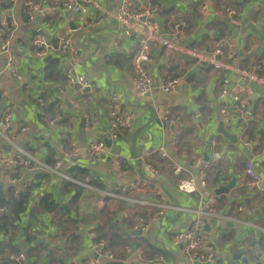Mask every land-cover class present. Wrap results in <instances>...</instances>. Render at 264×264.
Masks as SVG:
<instances>
[{
  "label": "crops",
  "instance_id": "0c3cea01",
  "mask_svg": "<svg viewBox=\"0 0 264 264\" xmlns=\"http://www.w3.org/2000/svg\"><path fill=\"white\" fill-rule=\"evenodd\" d=\"M26 1L0 0V23L4 19L8 23L16 21L14 29L0 26V91L7 93L0 99V117L5 111H12L7 130L10 142L0 141V197L7 198L15 186L29 185L31 189L30 206H26L19 218L20 233L13 237L14 246L26 254L24 264H33L39 252L37 264H49L50 259L87 264L97 256L100 260L105 257L92 249L98 241H103L105 250L123 264H147L148 259L158 257L162 261L154 260L150 264H187L180 246L173 242L174 237L189 226L193 209L205 204L207 197L184 193L177 187L180 181L197 173L192 160L210 157L213 151L220 153L221 159L207 172L206 191L214 196L212 207L216 213H229L236 222L229 227L221 219L208 220L211 238L217 246L212 264H254L250 240L259 238L260 234L248 232L240 221L251 220L263 230L264 236V194L246 186L242 169L244 162L250 161L264 185V89L251 85L253 96L247 105L245 120L232 110L231 125H224L233 140H227L216 132L222 122L217 78L220 75L235 83L231 72L207 64L190 67L187 55L163 49L151 69V90L146 94L138 92L130 87L133 44L123 39L118 49L112 48L118 30L115 21L96 24V17L72 14L63 6L65 0H29L36 5L29 19L25 14ZM150 2L159 9L156 21L160 31L180 48L213 54L223 43L219 54L214 56L220 59L212 57L217 63H230L245 71L264 63V0ZM99 3L116 12L121 0H99ZM226 9L234 12L233 17L226 15ZM71 19L75 30L69 28ZM176 19L184 21L186 26L171 36L168 32ZM250 23H256V27ZM64 33L70 35L72 45L79 52L77 74L91 84L90 90L81 94L67 83L63 59L36 57L37 48L33 45L36 38L52 42ZM232 56L235 61L228 62ZM11 57L15 58L16 76L8 66ZM175 76L183 77L177 90L173 94L161 93L157 88L159 82ZM113 95L130 112L132 120L111 141L108 116ZM168 109L182 118L175 129L180 131L176 145L172 144L175 138L171 130L167 131L157 121L158 113ZM49 116H56L57 122L50 125ZM101 136L109 139L110 145L107 147L104 143V156L91 161L86 146ZM72 144L78 149V157L63 159L57 173L51 171L55 161ZM169 144L171 156L167 150ZM161 149L167 158L161 156ZM19 150L47 168H37L35 163L30 168L14 165L10 168L16 179L12 186L5 180L2 159L15 157ZM114 155L121 160L119 166L113 162ZM75 168L87 171L88 175ZM138 178L149 179L150 186L121 192V188ZM229 185L228 192L215 193L219 187ZM94 191L104 194L98 203L94 202ZM45 195L63 209L69 217L66 221L55 217L54 212L38 213L39 199ZM142 200L150 205H141ZM33 205H36V216L47 228L29 220L28 212ZM160 206H163L162 214L152 220ZM80 207L82 216L74 211ZM255 208H261L256 216L253 215ZM71 219L77 222L72 225ZM135 219L146 226L140 235L134 232L137 231ZM70 233L74 235L63 246ZM24 235L33 238L30 245ZM127 248L138 249L141 258L127 252ZM263 250L255 247L257 256ZM262 258L258 261L264 264ZM134 259L137 261L133 262Z\"/></svg>",
  "mask_w": 264,
  "mask_h": 264
},
{
  "label": "built area",
  "instance_id": "2783aa9c",
  "mask_svg": "<svg viewBox=\"0 0 264 264\" xmlns=\"http://www.w3.org/2000/svg\"><path fill=\"white\" fill-rule=\"evenodd\" d=\"M63 6L72 14L83 15L88 17H96L95 23L101 24L104 20H113L118 25V30L112 41V48L118 49L120 42L125 39L133 44L132 49V70L133 77L130 79V87L136 91L142 93L149 92L153 86L151 69L157 64L158 55L163 49L177 51L185 54L190 59V67H195L198 64L212 65L215 68L225 69L231 72L233 75L239 77V80L235 83H229L224 77L217 78L218 92L217 99L220 101V114L222 122L227 125H231L232 110L237 111L240 119L245 120L246 108L250 101V97L253 96V89L251 85H256L259 88L264 89V63L257 67H252L250 70H241L230 63L222 65L217 63L212 57L219 54L223 43H220L215 49L213 54H204L199 51H193L180 48L170 39H168L158 26L156 21V15L159 9L156 5L152 4L150 0H121L120 6L116 12H111L108 9L102 7L99 0H65ZM36 9V5L32 1H26L25 14L31 19L32 13ZM225 13L229 17H233L234 12L229 9L225 10ZM2 28L14 29L16 27V21L7 22L6 19L0 23ZM184 21L176 19L173 24V28L168 32L169 35L174 36L177 34L179 28L185 27ZM251 27H256V23H250ZM82 30L88 31V28L82 27ZM6 42L2 49L7 46ZM33 45L37 48L36 57L45 58L47 56H53L61 58L65 61V67L63 70L67 83L74 88V91L78 94L90 90V82L80 74H77L76 69L79 63V52L72 45L71 37L68 33H64L61 36H56L52 42L46 41L44 38H36L33 41ZM234 62V57H229L228 62ZM15 58L11 57L8 61V66L12 75L16 76V69L14 67ZM21 78L20 76L18 77ZM183 81V77L175 76L167 80H161L157 85L158 90L164 94H173L177 90V85ZM5 91H0V99L6 97ZM110 111L108 116L109 125V139L114 141L117 139L118 132L121 128L129 127L132 116L128 110L123 108L115 95L109 100ZM12 117V111L8 110L0 117V141L3 140L8 144L9 138L7 130L10 129V121ZM157 121L167 130L170 131V126H175L171 130L173 133L174 141L172 144H178L177 137L180 131H176L177 125L181 123V115L171 111L165 110L157 115ZM57 122L56 116H49L48 123L50 125ZM225 127V125H224ZM170 129V130H169ZM171 147L172 145L169 144ZM105 145L100 139L97 142H90L86 146L87 157L91 161H96L98 158L104 156ZM175 148V147H173ZM161 156L167 158L163 149H161ZM79 155L77 147L72 144L70 148L62 153L61 158L55 161L53 169L51 171L56 172V169L61 165L63 159L74 160ZM207 157V156H206ZM115 165H120L121 160L118 155L112 157ZM221 159V154L213 151L210 157L204 158L202 156L195 157L192 160V164L197 168L195 175H189L183 181L178 184V190L188 194H197L198 196L207 197L205 204L197 209H193L194 217L192 218L189 226L182 232L178 233L174 237V244L179 245L183 254V257L187 264H212L215 257L217 246L214 240L211 238L210 228L208 220L210 218L221 219L227 223L234 224L236 218L229 213L219 214L212 207L215 203L214 196L208 194L207 188V172L212 165ZM33 162V163H31ZM37 168L46 169L47 167L29 157L25 152L19 150L15 157H4L2 159V167L4 169V176L7 183H11L13 186L16 183V179L12 176L10 168L19 164L21 167L30 168L32 164ZM35 167V168H36ZM150 172H153V168L147 165ZM243 177L247 187L256 189L257 192L264 194V185L261 183V178L255 172L252 163L246 161L243 164ZM151 182L147 178H138L130 182L124 188H121V192H132L137 189H146L150 186ZM29 185H25L21 188L14 187V194L20 193L28 188ZM141 205H150V202L142 200ZM163 206H160L159 210L153 215L152 220L159 217L162 214ZM238 211L241 208L238 207ZM6 209L0 207V214H5ZM135 230L143 233L146 230V226L140 223L137 219ZM240 223L248 228V232L263 233V230L254 222L242 220ZM3 228V222L0 219V238H2L1 230ZM92 249L97 254H102L106 259L115 260L114 254L105 250V243L98 241L93 245ZM127 252H131L138 258H141V252L135 248H127ZM99 257V256H97ZM264 257V250L261 252L260 259ZM25 253L20 251L16 255H10L9 260L17 264H24ZM104 259V258H101ZM100 259V260H101ZM263 259V258H262ZM98 259H89L87 264H101ZM162 261L161 257L156 259H148L147 264L153 261ZM47 264V262H46Z\"/></svg>",
  "mask_w": 264,
  "mask_h": 264
},
{
  "label": "trees",
  "instance_id": "16d2710c",
  "mask_svg": "<svg viewBox=\"0 0 264 264\" xmlns=\"http://www.w3.org/2000/svg\"><path fill=\"white\" fill-rule=\"evenodd\" d=\"M59 79L60 77H58V80ZM73 170H78L82 172V174L84 173V175L85 174L88 175L87 171L85 170H80L76 168ZM71 178H73V176ZM30 190H31L30 188H26L24 191L17 193L15 195H14V190H13L8 193L7 198L0 197V207H4L6 209V214L1 215L0 217L3 222V229L1 230L2 241L0 242V264H17L15 262L10 261L9 256L16 255L18 252L21 251L18 247L14 246L13 237L17 233H20L18 222H19L20 215L24 214L27 208L26 206L29 205ZM76 198L77 196L72 197L71 201L74 202ZM37 209H38V213L39 212H54L55 217L64 218L65 221L69 218L68 216H66L63 209L58 207V205L51 200V197L49 195H45L39 199ZM76 219H71L72 225H74L77 222ZM24 237L26 236L24 235ZM25 241L28 245H30L29 243L33 242V238L26 237ZM255 247H257V250H262L264 248V236H262V234H260L259 238H256L255 240H250V251L252 252V256L254 257L253 262L254 264H260L258 263V257L255 252ZM33 248H35V246ZM35 258L36 260L33 264H37L40 258V252L35 254ZM56 262H58V264H66L65 261L62 259H56V260L50 259L49 264H56Z\"/></svg>",
  "mask_w": 264,
  "mask_h": 264
},
{
  "label": "water",
  "instance_id": "95a60500",
  "mask_svg": "<svg viewBox=\"0 0 264 264\" xmlns=\"http://www.w3.org/2000/svg\"><path fill=\"white\" fill-rule=\"evenodd\" d=\"M69 28H71V30H75L76 29V27L73 25V19L70 20ZM204 54L206 55V53H204ZM215 57L213 56V58H215ZM215 59L218 60V59H220V57H217ZM238 80H239V77L235 76L234 77V81L236 82ZM138 92H140V91H138ZM144 94H146V93H144ZM174 128H175V126H173V127L170 126V129L171 130L174 129ZM216 132H217V134L223 136L227 140H230V141L233 140L232 135L225 130V127H224V123L223 122H220L218 124V128H217ZM100 139L106 144L107 147L110 145L109 139L105 138L104 136H101ZM9 149H10V147L7 148V150H9ZM167 150H169V154L168 155L171 156V154H172V147H170V145L168 146ZM204 158H206V156H204ZM230 187H231V185H229V187H226V188L219 187V189H218L219 191H215V193L217 192L218 194H221L224 191L225 192H228V188H230ZM253 190L255 191L256 189L253 188ZM93 195L95 197V200H94L95 203H98L102 198H104V194H102V193H100L98 191H94L93 192ZM35 207H36V205H33L30 208L29 212H28V218H29V220H31L32 222H34L36 224H39L41 227L47 228L45 226V224L41 221V219H39L36 216ZM261 208H255L254 211H253V215L256 216L257 213L261 210ZM64 210L67 211V208L64 207ZM228 226L229 227H233V224L232 223H229ZM208 229H209V226L206 228V230H208ZM238 231L241 232L242 231V228H239ZM134 232H136L138 235L141 234L140 231H134ZM72 235H74V233H70V234L67 235L66 239L63 242V246H65L67 244L69 237L72 236ZM238 256L240 257V255H238ZM257 257L260 258L261 257V254L259 253ZM97 258L98 257H96V259ZM134 260H133V262H136L137 261V259H134ZM213 261H215V257L213 258ZM100 262H101V264H123V262L121 260H110V259H106V258L101 259ZM244 262H246V261H244ZM258 263H260V262L258 261ZM260 264H263V263H260Z\"/></svg>",
  "mask_w": 264,
  "mask_h": 264
},
{
  "label": "rangeland",
  "instance_id": "374dc122",
  "mask_svg": "<svg viewBox=\"0 0 264 264\" xmlns=\"http://www.w3.org/2000/svg\"><path fill=\"white\" fill-rule=\"evenodd\" d=\"M75 211V213L78 215V216H82L83 215V209L80 207V208H78V209H75L74 210ZM253 263V262H252Z\"/></svg>",
  "mask_w": 264,
  "mask_h": 264
}]
</instances>
